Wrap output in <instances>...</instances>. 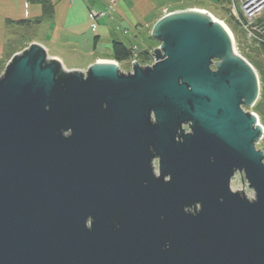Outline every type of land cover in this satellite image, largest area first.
<instances>
[{
    "label": "water",
    "instance_id": "95a60500",
    "mask_svg": "<svg viewBox=\"0 0 264 264\" xmlns=\"http://www.w3.org/2000/svg\"><path fill=\"white\" fill-rule=\"evenodd\" d=\"M151 36L155 62L129 73L68 69L39 42L10 59L0 264H264V127L245 109L259 74L205 10L171 11Z\"/></svg>",
    "mask_w": 264,
    "mask_h": 264
},
{
    "label": "crops",
    "instance_id": "0c3cea01",
    "mask_svg": "<svg viewBox=\"0 0 264 264\" xmlns=\"http://www.w3.org/2000/svg\"><path fill=\"white\" fill-rule=\"evenodd\" d=\"M48 1L53 5L50 17H44L42 0H7L6 10L3 11V19L7 24L1 26L0 23V30L10 32V28L15 26L29 29L45 26L42 32L45 40L32 36L28 44L41 43L51 57L59 59L68 69L85 68L73 63V59L78 57L88 60L86 67L97 59H103L108 54L99 51L100 45L112 46L116 40L128 44L124 37L130 34L132 28L147 29L150 32L155 22L163 15L189 7H172L170 0ZM91 7L106 13L97 18L95 29ZM20 20L26 22L18 23ZM132 38V44H138L137 34ZM9 40L5 46L0 43V58L6 54Z\"/></svg>",
    "mask_w": 264,
    "mask_h": 264
},
{
    "label": "rangeland",
    "instance_id": "374dc122",
    "mask_svg": "<svg viewBox=\"0 0 264 264\" xmlns=\"http://www.w3.org/2000/svg\"><path fill=\"white\" fill-rule=\"evenodd\" d=\"M6 1L7 0H0L1 26L2 25L6 26L7 24L5 19H3V11L6 10V5H7ZM217 1L215 0H170L169 3L170 5H172V7H175L178 5H180V7L189 6L188 8L201 9V10L210 12L214 17L222 21L224 24H226L230 28V30L234 34L235 44H236V48L238 52L245 58L248 57V53L250 49L257 48L259 46L258 42H255L249 39L248 34L244 32V29L242 28V26L239 25L236 21H234V18L230 16L228 9H227L228 8L227 0H223V1L217 0ZM182 9H186V8H182ZM104 14H101L99 16L101 17ZM92 21H93L92 24H94L97 21V19L92 20ZM10 29H12L10 32L5 31V30L3 31V29L0 30V43H2L5 46L7 41L10 39L8 46H6L7 48L6 54L2 58H0V76L4 73L10 59L16 53L23 51L26 47L30 45L28 44V40L30 39V37L35 36L39 39L45 40L42 36L43 35L42 32L45 29V26H42L39 28H33V29L20 28L19 26H15L14 28H10ZM130 31H131L130 34L125 35L126 37L124 38L127 40L128 44H132L133 43L132 37L134 34H137L138 39L136 41L138 44L133 45V47L139 48L138 56H136L132 60L130 58L128 61L119 62L113 57V55H111L112 46L103 44V45H100L98 49L99 51H103L107 53L108 55L104 56L103 59H97V60H111V61L116 60L120 66V70L124 73H129L133 71V63L135 61H138L142 66L152 65L155 62L154 50L156 47L160 45V43L156 41L154 38H152L151 31L149 32L147 29L136 30L135 28H132ZM145 51L149 52V56H146L143 54ZM73 61H74L73 63L77 64L78 66L85 67L83 69L81 68H78V69L84 70V71L88 69L89 65L86 67L88 60H86L85 58L83 59V57H78V58L73 59ZM248 61L255 67V69L257 70L259 74L261 91H260V96H259L257 103L253 107H246L245 109L247 111H252L256 113L259 117L260 123L264 127V61L262 58H260V61L262 62L261 68L253 64L250 61V59ZM257 106L259 110L257 109ZM258 148H261L264 152V135L262 139L260 140V142L258 143ZM156 166H158V162L156 163ZM156 170H158V168ZM242 177L244 179V183H243ZM232 188L236 191L243 190L244 193H246V195L250 196V198H254L253 189L249 187L248 181L245 179L244 175L240 172H237L235 177L233 178Z\"/></svg>",
    "mask_w": 264,
    "mask_h": 264
},
{
    "label": "built area",
    "instance_id": "2783aa9c",
    "mask_svg": "<svg viewBox=\"0 0 264 264\" xmlns=\"http://www.w3.org/2000/svg\"><path fill=\"white\" fill-rule=\"evenodd\" d=\"M95 1V0H88ZM114 1V0H112ZM228 12L234 21L242 26L248 38L261 44L264 42V0H227ZM104 12H99L91 7V18L96 20ZM95 22V21H94ZM96 22L93 24L96 27ZM226 25V24H225ZM227 26V25H226ZM228 27V26H227ZM229 28V27H228ZM230 29V28H229ZM232 36L235 41L233 32ZM139 48L134 47L131 60L138 56ZM117 62L116 60H113Z\"/></svg>",
    "mask_w": 264,
    "mask_h": 264
},
{
    "label": "trees",
    "instance_id": "16d2710c",
    "mask_svg": "<svg viewBox=\"0 0 264 264\" xmlns=\"http://www.w3.org/2000/svg\"><path fill=\"white\" fill-rule=\"evenodd\" d=\"M43 1V8H44V17H50L53 13V5L50 3V1L48 0H42ZM217 1V0H215ZM219 1H223V0H219ZM218 2V1H217ZM26 22V20H20L18 21V23H24ZM255 49V50H253ZM254 53V54H252ZM134 54V47L133 44H126L122 41H114L112 44V55L113 57L119 61H128ZM146 56H149V52L145 51L143 53ZM146 58V57H145ZM248 60L250 59V61L257 65V67L261 68V61L260 58L263 59L264 61V42L259 44V46L257 48H252L250 49L249 53H248ZM257 109L259 110L258 106Z\"/></svg>",
    "mask_w": 264,
    "mask_h": 264
},
{
    "label": "bare ground",
    "instance_id": "6f19581e",
    "mask_svg": "<svg viewBox=\"0 0 264 264\" xmlns=\"http://www.w3.org/2000/svg\"><path fill=\"white\" fill-rule=\"evenodd\" d=\"M216 18V17H215ZM217 19V18H216ZM228 28V27H227ZM229 29V28H228ZM230 30V29H229ZM230 32H231V30H230ZM248 197H250V196H248Z\"/></svg>",
    "mask_w": 264,
    "mask_h": 264
},
{
    "label": "flooded vegetation",
    "instance_id": "af4514ba",
    "mask_svg": "<svg viewBox=\"0 0 264 264\" xmlns=\"http://www.w3.org/2000/svg\"><path fill=\"white\" fill-rule=\"evenodd\" d=\"M156 163H157V161H156ZM192 211H193V209H191Z\"/></svg>",
    "mask_w": 264,
    "mask_h": 264
}]
</instances>
